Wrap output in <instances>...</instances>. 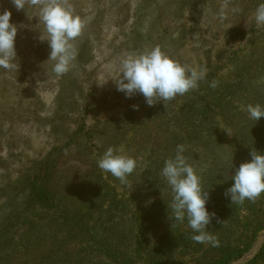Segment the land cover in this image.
Listing matches in <instances>:
<instances>
[{
  "label": "rangeland",
  "instance_id": "obj_1",
  "mask_svg": "<svg viewBox=\"0 0 264 264\" xmlns=\"http://www.w3.org/2000/svg\"><path fill=\"white\" fill-rule=\"evenodd\" d=\"M224 2L68 0L84 30L72 69L57 77L38 9L0 0L18 28L19 63L0 69V264H217L215 247L171 218L160 173L180 144L208 192L207 231L240 250L226 264H264L261 248L249 257L264 234V194L243 204L226 195L235 168L264 153V117L243 110L264 107L261 0H230L240 11L221 21ZM155 46L206 67V79L152 106L117 91L120 59ZM109 147L137 160L127 183L98 167Z\"/></svg>",
  "mask_w": 264,
  "mask_h": 264
},
{
  "label": "clouds",
  "instance_id": "obj_2",
  "mask_svg": "<svg viewBox=\"0 0 264 264\" xmlns=\"http://www.w3.org/2000/svg\"><path fill=\"white\" fill-rule=\"evenodd\" d=\"M19 10L38 9V22L43 25L42 41L46 40L50 47L48 60L53 62L52 72L57 77L67 74L73 67L78 50L74 41L84 30V21L74 12L68 0H12ZM238 7H230V0L220 6L219 19L227 18L229 13L236 14ZM257 27L264 26V0L258 4L254 12ZM18 28L11 22V12H0V69L17 71L19 67L15 41ZM206 67H191L168 56L161 47L155 46L139 53H131L119 61L118 76L112 79L117 91L127 97L140 93L146 103L152 106L157 101L174 100L177 96L195 90L207 77ZM108 81V80H107ZM105 82L99 83L103 85ZM213 81L210 87L215 88ZM248 118L258 121L264 117V107L259 104H248L243 109ZM231 133L227 128H222ZM183 144L177 145L175 155L165 160L161 176L171 189V218L183 223L187 220L192 230L191 239L198 244L219 247V240L207 231L213 214L206 207L208 192L202 187L201 178L188 163L184 155ZM252 159L240 164L232 172L234 183L227 189L231 204H243L245 200L255 201L264 194V153L252 151ZM98 167L121 181L127 178L137 167V160L123 154L122 150L109 147L97 162ZM219 222V221H218Z\"/></svg>",
  "mask_w": 264,
  "mask_h": 264
},
{
  "label": "trees",
  "instance_id": "obj_3",
  "mask_svg": "<svg viewBox=\"0 0 264 264\" xmlns=\"http://www.w3.org/2000/svg\"><path fill=\"white\" fill-rule=\"evenodd\" d=\"M42 194H43V188L39 189L35 195L41 197ZM26 224H31V220L28 219ZM220 238H224V239H221L222 242L219 244V247L214 248V251L216 253V261L217 264H226L231 260H233L235 257H237L240 254V250H237L236 247H232L230 245L231 241L227 239V234L224 235V237H222L221 235ZM258 255L264 257V244L261 247Z\"/></svg>",
  "mask_w": 264,
  "mask_h": 264
},
{
  "label": "water",
  "instance_id": "obj_4",
  "mask_svg": "<svg viewBox=\"0 0 264 264\" xmlns=\"http://www.w3.org/2000/svg\"><path fill=\"white\" fill-rule=\"evenodd\" d=\"M264 244V234H262L259 239L257 240L255 246L252 248V250L249 252V257H253L257 252L258 250L262 247V245ZM246 261H244L243 259H239V260H236L234 262H231L229 264H242Z\"/></svg>",
  "mask_w": 264,
  "mask_h": 264
}]
</instances>
